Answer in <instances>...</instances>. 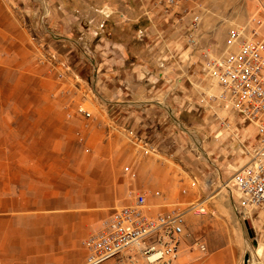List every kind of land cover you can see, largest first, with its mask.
I'll return each instance as SVG.
<instances>
[{
  "label": "rangeland",
  "instance_id": "obj_1",
  "mask_svg": "<svg viewBox=\"0 0 264 264\" xmlns=\"http://www.w3.org/2000/svg\"><path fill=\"white\" fill-rule=\"evenodd\" d=\"M179 5L183 12L177 15L180 20L176 23L173 7L165 12L156 0H148L145 7L136 0H0V167L31 165L39 179L34 188L42 185L43 171L46 179L74 182L79 189L73 194L75 199L91 205L64 210L84 212L80 225L86 226L131 204L134 190L145 194L153 214L174 204L186 209L190 203L203 200L204 214L186 213L187 235L179 250L191 252V264H202L210 251L246 250L248 264H257L263 258L258 250H264V222L257 209L238 203V194L229 181L232 177L219 172L224 178L216 175L208 186L201 176L191 179L185 174L176 181L167 174L162 176L145 163L151 153L143 154L140 142L105 115L103 104L92 92V73L84 75L86 80L79 75L77 57L95 58L98 48L106 45L104 40L121 44L133 61L155 63L166 47L161 46L162 40L154 41L151 32L163 26L169 28V44L176 40L172 35L176 26L188 31L189 25H194L193 41H188L187 32L185 39L193 59L202 66L206 56L233 49L227 40L229 30L248 28L252 18L264 19L261 0H184ZM158 15L165 19H158ZM194 16L198 19L191 23ZM203 86L218 99L220 87L212 79L207 77ZM78 105L89 116L79 114ZM218 121L220 129L231 128L230 118ZM124 166H129L135 176L126 173ZM165 167L166 173L172 172L170 162ZM150 168L158 181L147 185L142 181V171ZM53 194L60 195L58 191ZM8 212L0 208V218ZM3 226L0 235L7 233L8 225L1 221L0 229ZM12 240H5L3 248L10 250L13 241L18 243ZM76 241H71L73 256L69 259L83 264V244ZM196 243H201L203 250ZM39 245L36 250H45ZM130 253L133 250L101 264H142L130 259Z\"/></svg>",
  "mask_w": 264,
  "mask_h": 264
},
{
  "label": "crops",
  "instance_id": "obj_2",
  "mask_svg": "<svg viewBox=\"0 0 264 264\" xmlns=\"http://www.w3.org/2000/svg\"><path fill=\"white\" fill-rule=\"evenodd\" d=\"M180 9L179 4L173 6L176 15L172 17H176V23L180 20L177 15L183 12ZM152 16L155 18L154 14ZM168 29L163 26L151 32L154 41L160 39L161 46L166 47L151 65L143 60L133 61L121 44L104 39L106 45L98 48L97 58L81 55L75 61L80 66V77L92 73V92L103 104L105 115L138 142L152 145L151 156L144 159L145 163L162 176L167 174L171 180L176 181V177L185 174L191 179L201 176L209 186L216 175L224 178L219 172L231 176L246 162L255 146L256 135L251 125L203 86L207 76L190 52L185 39L187 28L176 26L172 33L175 42L166 44L170 37ZM166 51L168 54L163 56ZM228 118L231 128L220 129L218 120ZM169 162L173 170L166 173L165 166ZM68 173L69 170H65L67 176ZM41 174L42 185L34 188L39 179L31 165L0 167V208L9 210L8 215L0 218V222L8 225L7 233L0 235V264H79L72 263V257L69 259L73 256L71 241L77 240L82 246L83 240L97 232L110 215L99 218L96 225L95 222L80 225L84 212L64 209L91 205V202L75 199L73 194L79 189L68 178L55 182L44 177L45 171ZM142 175L147 185L158 181L152 168L142 171ZM56 191L60 195L54 196ZM107 202L108 206L113 203L112 200ZM24 210H28V214ZM259 214L264 222V215ZM5 240L13 241L10 250L3 248ZM56 241L58 246L54 247ZM38 245L45 250H36ZM258 251L263 253L260 255L263 258L257 264H264V250ZM245 253L246 250L210 251L202 264H243L240 258ZM191 261L190 251L179 250L176 264H191Z\"/></svg>",
  "mask_w": 264,
  "mask_h": 264
},
{
  "label": "built area",
  "instance_id": "obj_3",
  "mask_svg": "<svg viewBox=\"0 0 264 264\" xmlns=\"http://www.w3.org/2000/svg\"><path fill=\"white\" fill-rule=\"evenodd\" d=\"M136 1L143 7L148 2ZM182 1L156 0V3L167 12ZM261 1L264 5V0ZM197 19L194 16L191 23ZM193 26L189 25L187 31L190 42L193 41ZM227 35L233 49L206 56L202 71L220 87L216 97L229 104L246 124L254 128L255 146L248 153L246 162L232 173L231 182L238 194V203L264 215V19L252 18L248 28L231 29ZM77 112L89 116L80 105ZM140 144L143 154L151 152V144ZM123 169L131 177L135 176L129 166ZM131 195V204L116 208L97 232L83 240V264H101L129 250H133L129 256L134 262L172 264L187 235L186 213L201 215L206 212L204 201L197 200L186 209L174 204L164 212L153 214L143 192L134 190ZM196 244L203 250L201 243Z\"/></svg>",
  "mask_w": 264,
  "mask_h": 264
},
{
  "label": "water",
  "instance_id": "obj_4",
  "mask_svg": "<svg viewBox=\"0 0 264 264\" xmlns=\"http://www.w3.org/2000/svg\"><path fill=\"white\" fill-rule=\"evenodd\" d=\"M246 227L251 231V233H252V230L250 229V224H249V222H247L246 223ZM247 257H248V254H245L244 255V260H247Z\"/></svg>",
  "mask_w": 264,
  "mask_h": 264
},
{
  "label": "bare ground",
  "instance_id": "obj_5",
  "mask_svg": "<svg viewBox=\"0 0 264 264\" xmlns=\"http://www.w3.org/2000/svg\"><path fill=\"white\" fill-rule=\"evenodd\" d=\"M246 254H248V253H246ZM248 257H249V255H248ZM248 257H247V260H244V258H243V264H248Z\"/></svg>",
  "mask_w": 264,
  "mask_h": 264
}]
</instances>
